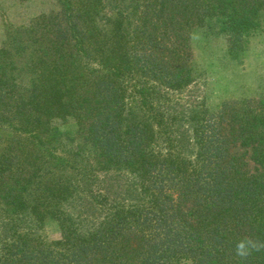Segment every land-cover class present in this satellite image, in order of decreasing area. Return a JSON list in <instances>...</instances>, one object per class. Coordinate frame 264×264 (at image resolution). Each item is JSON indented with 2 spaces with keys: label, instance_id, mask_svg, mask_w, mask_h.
Masks as SVG:
<instances>
[{
  "label": "trees",
  "instance_id": "1",
  "mask_svg": "<svg viewBox=\"0 0 264 264\" xmlns=\"http://www.w3.org/2000/svg\"><path fill=\"white\" fill-rule=\"evenodd\" d=\"M213 25L239 60L264 0H53L5 23L0 264H264L234 251L264 241V98L180 103Z\"/></svg>",
  "mask_w": 264,
  "mask_h": 264
},
{
  "label": "rangeland",
  "instance_id": "2",
  "mask_svg": "<svg viewBox=\"0 0 264 264\" xmlns=\"http://www.w3.org/2000/svg\"><path fill=\"white\" fill-rule=\"evenodd\" d=\"M52 6L53 0H29L15 5L11 1L0 0V46L5 23L29 25L35 16ZM248 40L244 56L233 60L227 52L228 42L218 26L196 29L191 42L196 75L201 76L183 94L180 103L189 106L205 99L207 105L215 110L226 100L264 98V29L258 30ZM59 127L64 133H74L77 129L74 122L60 123ZM247 160L252 166L249 157ZM44 234L49 240L59 239L57 222L49 220Z\"/></svg>",
  "mask_w": 264,
  "mask_h": 264
},
{
  "label": "clouds",
  "instance_id": "3",
  "mask_svg": "<svg viewBox=\"0 0 264 264\" xmlns=\"http://www.w3.org/2000/svg\"><path fill=\"white\" fill-rule=\"evenodd\" d=\"M235 255L246 261L254 252L264 251V241L244 236L235 242Z\"/></svg>",
  "mask_w": 264,
  "mask_h": 264
}]
</instances>
